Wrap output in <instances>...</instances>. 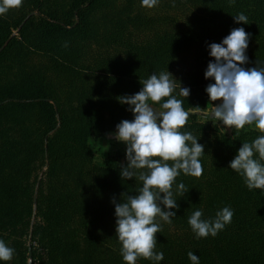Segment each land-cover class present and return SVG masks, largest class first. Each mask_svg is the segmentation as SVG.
<instances>
[{"label": "trees", "instance_id": "1", "mask_svg": "<svg viewBox=\"0 0 264 264\" xmlns=\"http://www.w3.org/2000/svg\"><path fill=\"white\" fill-rule=\"evenodd\" d=\"M240 13L248 24L234 20ZM240 27L250 34L243 67L264 68V0H158L151 8L142 0H22L0 15V240L15 250L0 264H29L28 246L31 264H127L112 201L137 195L147 169L122 179L126 155L98 161L88 140L134 119L118 97L139 92L152 74L173 75L172 96L185 110L205 108L214 83L204 75L214 61L208 45ZM179 131L204 146L203 174L175 178L179 208L168 210L176 216L154 221L153 251L164 259L136 264H192L190 251L199 264H264V190H249L228 168L242 143L264 133L248 124L224 132L195 115ZM224 207L231 223L197 238L188 217L202 210L201 219H214Z\"/></svg>", "mask_w": 264, "mask_h": 264}, {"label": "clouds", "instance_id": "2", "mask_svg": "<svg viewBox=\"0 0 264 264\" xmlns=\"http://www.w3.org/2000/svg\"><path fill=\"white\" fill-rule=\"evenodd\" d=\"M157 3L158 0H142V6L149 8ZM21 4L22 0H0V15ZM233 18L237 23L248 24L243 13ZM249 37L250 34L240 27L232 29L221 43L208 45L209 55L214 58L204 73L205 79L214 80L205 89L212 104L210 109L191 106L185 110L183 101L172 96L176 85L168 70L140 81L142 88L136 94L118 97L121 104L129 105L134 116L132 121L122 120L117 124L114 133L115 138L127 146V165L121 166V178L132 179L137 175L134 170L147 169L139 172L138 178L143 186L137 195H127L125 202L112 201L115 205V232L127 264H136L138 257L156 262L164 259L163 252L153 251L157 243L155 234L161 231L160 225L154 222L155 218L159 216L171 223V217L176 216L175 211L168 209L179 208L171 189L181 171L195 177L203 174L199 157L204 153V146L190 132L179 131L190 115L200 114L218 120L231 129L254 124L259 132L264 133V68L243 67L249 62L246 55ZM180 95L187 98L190 89L180 86ZM166 97L170 98L161 103ZM217 101L219 103H214ZM254 153H258L259 159L253 158ZM168 161L173 162L171 166ZM260 161H264V135L251 143H242L228 168L244 177L249 190H264V164ZM185 191L189 190L180 183L179 194L183 195ZM202 215V210H196L188 217V224L197 238L215 237L231 223L234 212L230 207H224L216 212L214 219L203 220ZM14 251L0 240V261H10ZM187 255L192 264H199V257L193 252Z\"/></svg>", "mask_w": 264, "mask_h": 264}, {"label": "rangeland", "instance_id": "3", "mask_svg": "<svg viewBox=\"0 0 264 264\" xmlns=\"http://www.w3.org/2000/svg\"><path fill=\"white\" fill-rule=\"evenodd\" d=\"M155 107V106H153ZM158 107V106H156ZM198 119H206L203 118V115L194 114ZM191 116V115H190ZM251 126H255L254 124H248ZM224 132L230 131V128H226V126L220 125ZM115 132H106L102 134L100 137H90L88 140L89 145L91 146L94 157L98 161H105L112 158L123 159L126 155V144L124 142L118 141L115 136ZM29 262V260H28Z\"/></svg>", "mask_w": 264, "mask_h": 264}, {"label": "water", "instance_id": "4", "mask_svg": "<svg viewBox=\"0 0 264 264\" xmlns=\"http://www.w3.org/2000/svg\"><path fill=\"white\" fill-rule=\"evenodd\" d=\"M7 44V41L0 47V51L4 48V46ZM28 253H29V264H31V247L28 246Z\"/></svg>", "mask_w": 264, "mask_h": 264}, {"label": "crops", "instance_id": "5", "mask_svg": "<svg viewBox=\"0 0 264 264\" xmlns=\"http://www.w3.org/2000/svg\"><path fill=\"white\" fill-rule=\"evenodd\" d=\"M217 103H219V101ZM211 106H212L211 102L208 101L206 107L210 109ZM203 118H206V117H203ZM206 119L213 120V121H217V122H219L220 125L222 124L220 121L215 120V119H211V118H206ZM202 120H205V119H202Z\"/></svg>", "mask_w": 264, "mask_h": 264}]
</instances>
